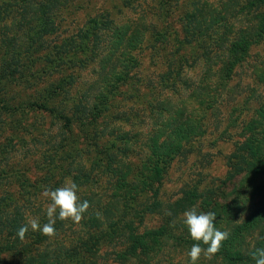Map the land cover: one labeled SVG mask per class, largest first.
<instances>
[{"label": "rangeland", "instance_id": "rangeland-1", "mask_svg": "<svg viewBox=\"0 0 264 264\" xmlns=\"http://www.w3.org/2000/svg\"><path fill=\"white\" fill-rule=\"evenodd\" d=\"M22 1L26 0H12L11 3L16 4L9 6L10 12L0 17V73L7 70L6 62L11 64L9 69L22 70L18 79L16 75L0 84V248L13 241L29 219L37 218L41 226L48 222L46 204L49 201L41 196L44 188L61 187L66 182L63 180L62 183L61 179L68 180L65 178L68 173L76 175L81 166L86 170L90 168L91 160L86 162L85 157L75 160L72 157L63 163L69 172H61L68 138L71 135L80 138L79 147L74 148L82 150V156L86 155L87 139L84 136L87 129L83 128V123L92 114L89 109L109 94L124 67L131 77L129 85L114 91L116 96L110 102V109L96 128L105 135L101 144H114L113 155L118 147V152L123 153L126 143L130 151L125 153L129 156L125 161L136 164L143 160L147 152L146 140L165 126L168 114H174L203 76L206 61L199 59L193 63L189 56L198 51L185 49L180 54L187 58L188 65L185 63L177 76L176 91L164 89L159 82L170 66L173 70L181 64L178 61L180 54L174 53L178 47L175 37L182 36L178 20L192 8L193 2L199 10L204 5L222 8L229 3V0H169L171 10L165 17L163 6L168 0H53L60 5L54 10L56 12L50 13L56 30L39 37L36 23H18ZM28 2L25 13L42 0ZM236 21L246 25L244 16ZM93 22L107 24L108 30L96 29V40H84L87 50L77 54L72 69L55 66L57 58L68 53L69 48L63 47L64 42L73 38L70 53L76 51L82 41L78 36L82 37ZM211 56L212 53L209 58ZM214 64V60L209 62L211 66ZM241 66L228 86V96L224 94L214 106L212 116L209 112L208 133L194 143L195 152L186 160L173 162L162 187V201L177 199L186 184L216 186L225 178L235 149L234 134L238 130L223 137L220 133L230 119H242L247 107L254 108L259 99H264V82L259 83L255 74L256 70L264 71V41L252 49L250 57ZM171 73L172 77L176 75L175 71ZM166 100L174 107L168 110L170 112L162 113L157 103ZM234 108L236 113L232 112ZM77 112H85L84 117ZM123 133H127L125 140L120 136ZM73 151L69 156L74 154ZM90 157H94L93 153ZM118 159L123 161L119 154ZM91 173L92 183L79 189V197L89 191L110 192L106 191L109 177L102 176L99 170ZM59 221L57 216L54 226ZM86 222L85 216L79 224L61 221L53 237L38 236L40 231L33 232L29 228L17 250L0 255V264H34L41 251H52L56 244L75 242L86 232ZM156 225V219L147 223L148 228ZM42 236L46 238L42 240ZM97 248L103 263L114 264V253L121 251L124 243L117 239L104 245L102 239ZM159 259V264H167L171 259L170 264L178 263V257L167 251Z\"/></svg>", "mask_w": 264, "mask_h": 264}, {"label": "trees", "instance_id": "trees-1", "mask_svg": "<svg viewBox=\"0 0 264 264\" xmlns=\"http://www.w3.org/2000/svg\"><path fill=\"white\" fill-rule=\"evenodd\" d=\"M0 1H2L0 17L10 12L9 6L16 4L11 3L12 0ZM28 3V0L22 1V4L18 3L21 4L18 9L20 16L18 23L25 25L36 23L34 25L37 26L39 37L52 34L56 27L50 13L56 12L54 10L60 6L59 3L42 0L25 13L24 9ZM191 6L192 8L183 13L178 20L182 36L175 37L174 42L178 47L174 53L182 54L185 49L198 51L189 58H192L193 63L199 59L206 61L199 83L190 90L187 99L178 106L174 114H168L170 116L166 119L165 126L150 135V139L146 140L147 152L143 160L134 164L129 160L125 161V158L129 157L125 154L130 151L129 144L124 143L123 153L118 152V147L116 154L113 155L111 149L114 144L109 142L101 144L105 135L103 136L96 128L98 121L110 109V102L116 96L114 91L129 85L131 79L129 71H126L125 67L122 69L117 78L118 82L112 86L108 95L104 98L102 96L101 102L90 107L89 111L92 114H89V119L83 123V128L87 129L84 136L87 139L86 155L82 156V150L74 148L79 145L80 138L71 135L70 139L68 138L69 145L61 169L65 174L69 171L64 168L63 163L72 157L74 160L77 157L80 159L85 157L86 162L91 160L90 168L86 170L81 166L77 169L76 175L68 173L65 178L71 179L77 184L78 189H81L91 185L93 180L91 172L99 170L102 176L109 177L106 191L110 192L83 193L80 197L81 202L87 200L90 205L83 214L87 217L86 232L68 245L56 244L52 251L48 249L41 251L35 257L34 264H108L103 263V257L98 253L97 247L102 239L104 245L117 239L124 243V248L114 253V264H159V256L166 251L178 257L177 264H188L187 253L196 242L190 238L183 224L182 214L192 207H196L198 212H214L216 227L229 233L220 251L211 260L201 257L197 264H255L252 252L257 248H264V99H259L254 108L247 107L246 115L242 119L241 117L230 119L227 127L220 133V137H223L235 129L238 130L234 134L235 149L223 180L216 186L186 184L174 201L161 200L164 180L173 162L186 160L195 152L194 143L208 133L209 112L216 107L224 94L227 95L230 82L238 75L241 65L250 57L252 49L264 41V0H229L222 8L204 5L200 10L194 2ZM163 8L164 16L168 17L171 10L169 0ZM242 16L246 25H239L236 21ZM96 29L108 30L107 24L93 22V26L86 29L82 37L78 36L83 42L81 41L74 52L70 53L73 38L65 41L63 47L69 48L68 53L60 55L55 66L72 69L77 62L75 59L77 54L87 50L84 40L98 38ZM211 53L213 56L209 58ZM181 54L178 58L181 63L179 67L172 70L170 66L160 77L159 82L164 89L176 91L177 76L182 72V66L185 63L188 65L187 58ZM212 60L215 61L213 66L209 65ZM10 66L11 64L6 62L7 70L0 73V84L16 78V75L18 79V74L22 70L9 69ZM174 71L176 75L172 77L171 72ZM255 72L259 83L264 82V71L259 69ZM166 101L157 103L162 113L174 107L171 103L168 104V100ZM232 112L236 113V108ZM84 113L78 114L84 117ZM72 126L73 124L68 132ZM126 135L127 133L120 135L121 139L125 140ZM72 149L74 154L69 156ZM92 153L94 157L91 159ZM118 154L123 157V161L118 159ZM55 174L53 175L56 176ZM61 180L62 183L66 181L63 178ZM151 219H156L157 225L148 228L147 223ZM60 224L61 221L54 226L56 233ZM15 228L16 224L12 229ZM40 234L41 232H38V236ZM43 238L46 237L42 236V240ZM22 242L23 240L16 234L13 241L0 248V255L5 251L17 250Z\"/></svg>", "mask_w": 264, "mask_h": 264}, {"label": "clouds", "instance_id": "clouds-1", "mask_svg": "<svg viewBox=\"0 0 264 264\" xmlns=\"http://www.w3.org/2000/svg\"><path fill=\"white\" fill-rule=\"evenodd\" d=\"M78 191L77 184L71 179L66 180L63 186L54 190L44 188L41 196L49 201L46 204L48 222L41 226L37 218H31L25 226L18 230V237L23 240L29 228L33 232L40 231L41 234L47 237L55 236L56 229L54 225L57 216L61 221L70 220L79 224L90 205L87 200L81 202L77 194ZM167 214L170 215V213ZM182 218L190 238L196 242L187 253L189 257L188 264H197L201 257L211 260L220 251L223 241L229 236L227 231H221L216 227V214L214 212H198L196 207H192L183 212ZM251 255L255 264H264V248L255 249Z\"/></svg>", "mask_w": 264, "mask_h": 264}]
</instances>
